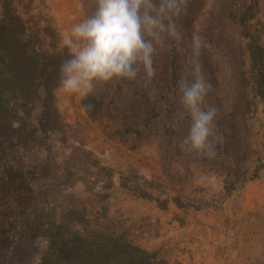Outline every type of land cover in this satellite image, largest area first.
Masks as SVG:
<instances>
[{"label":"trees","instance_id":"trees-1","mask_svg":"<svg viewBox=\"0 0 264 264\" xmlns=\"http://www.w3.org/2000/svg\"><path fill=\"white\" fill-rule=\"evenodd\" d=\"M82 2L91 14L95 0ZM209 2L211 23L201 25L207 44L201 59L205 79L214 87L202 106L218 109L215 131L223 143L214 159L188 153L184 145L190 118L177 81L194 78L186 17L176 19L180 40L165 33V47L156 45L151 82L145 83L141 70L135 80L97 84L80 101L81 107L91 105L85 114L104 124L107 139L132 150L155 143L152 155L170 180L184 181L191 166L221 176L223 190L206 200L181 192L155 196L153 183L119 167L107 149L75 133L57 96L59 65L69 58L68 50L46 49L47 35L16 8L0 12V264H31L35 258L38 264H169L124 233L92 230L88 205L67 190L81 185L101 204L98 217H103L118 188L155 200L160 208L172 201L202 209L219 206L248 182L263 178L264 28L256 24L263 0ZM52 44L60 46L54 37Z\"/></svg>","mask_w":264,"mask_h":264},{"label":"rangeland","instance_id":"rangeland-1","mask_svg":"<svg viewBox=\"0 0 264 264\" xmlns=\"http://www.w3.org/2000/svg\"><path fill=\"white\" fill-rule=\"evenodd\" d=\"M209 1L191 0L189 10L185 11L182 15V21L185 17L188 18L186 23L188 27L186 28L187 30L185 29V34L188 35L186 42L189 47H191L193 33L198 31L201 35L202 23L206 25L211 23V18L208 14ZM80 2L81 0H0V12L6 6L7 8H16L20 14L31 21V25L36 26L40 30L42 29L43 33L47 35L44 43L46 49L50 51L51 49H55L58 51L61 48L60 46H53V37L60 44L62 36L67 34L71 26L87 15L84 8L81 9L78 7ZM256 24L264 28V0L262 13L256 20ZM262 37L264 41V32H262ZM190 55L192 54L188 55V59L192 60V56ZM57 96L59 104L65 113L66 120L73 126V131L93 147L107 149L119 167L131 169L153 183L150 191L155 196L163 199L172 197L177 192H181L184 196L190 197L193 200H206L216 196L223 190V178L221 176L207 174L197 166L185 168L187 175L184 181L179 180L178 177L170 180L164 174L159 160L152 155L155 150V143H149L140 147L138 150H132L123 141L109 140L104 136L102 131L104 124L92 121L85 112L81 111V98L79 96H69L60 90ZM201 175L214 177V181L200 185L193 183L195 178ZM67 193L88 205L92 213V230L103 232L109 229L124 233L129 238L128 232L130 225L128 223L130 219L119 218L117 220L116 215L113 214V216L110 212L109 215L98 217L99 211L101 210L100 203L97 202V199L93 195L86 194L81 185L68 189ZM232 196L234 197L232 198ZM184 199L186 200L185 197ZM227 200L228 204L225 205L224 203ZM152 201L156 202L155 200ZM108 202H110V199ZM218 203L217 205L219 206L217 207H206L202 209L178 207L187 213H192H189V222L191 219L197 220L203 217L214 219L215 215L220 216L216 219L220 223L224 221L223 225H226L228 230H226L227 237L225 246L221 247L220 244V249L223 252H218L222 256L224 254V259L231 260L230 264H264V176L260 180L248 182L244 188L236 191L224 203ZM102 218L103 220H101ZM183 218H187V216ZM184 221L182 222L183 225ZM213 224H216L214 225L215 229L220 228L219 223ZM213 224L210 226L212 227ZM181 250L186 252V255L190 252V248L187 247ZM191 254L189 253L187 256L179 255L182 259H179L177 255L165 258L160 253L159 257L166 260L169 264H198L194 261L196 254ZM205 258L206 255L203 254L201 264H208ZM31 264H38V259L35 258Z\"/></svg>","mask_w":264,"mask_h":264},{"label":"clouds","instance_id":"clouds-1","mask_svg":"<svg viewBox=\"0 0 264 264\" xmlns=\"http://www.w3.org/2000/svg\"><path fill=\"white\" fill-rule=\"evenodd\" d=\"M78 7L83 9L82 0ZM187 8L188 0H95L94 11L74 23L60 40V48L68 50L69 58L59 65L58 90L83 100L94 93L97 84L135 80L141 70L145 83L151 82L156 76V45L165 47V33L176 40L182 38L176 19ZM206 47L203 37L195 31L191 42L194 78L191 82L181 78L177 85L190 118L185 150L214 159L223 135L215 131L218 109L202 106L214 87L204 75L201 57ZM90 108L91 105H82L81 111L86 113ZM209 181L214 177L201 175L193 183Z\"/></svg>","mask_w":264,"mask_h":264},{"label":"crops","instance_id":"crops-1","mask_svg":"<svg viewBox=\"0 0 264 264\" xmlns=\"http://www.w3.org/2000/svg\"><path fill=\"white\" fill-rule=\"evenodd\" d=\"M106 204L108 208L110 207L107 215L110 212L116 215L117 220L119 218L130 219L128 236L134 244L144 249L157 251L165 258L177 255L179 259H182L179 255L196 254L194 261L198 264H201L203 254L206 255L205 260L208 264H230L231 262V260L224 259L223 253L222 256L218 252L222 251L220 244L221 247L225 246L226 230H228L226 225H223V220L220 223L216 219L220 217L219 215H215L214 219L203 217L197 220L191 219L189 222L190 212H185L174 202L171 201L167 208H160L156 202L138 198L125 188H118L110 198V202ZM224 204L227 205L228 200ZM184 216L187 218H183ZM213 223H219L220 228L215 229L216 224ZM186 247L190 248L187 255L181 250Z\"/></svg>","mask_w":264,"mask_h":264}]
</instances>
